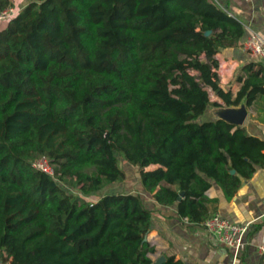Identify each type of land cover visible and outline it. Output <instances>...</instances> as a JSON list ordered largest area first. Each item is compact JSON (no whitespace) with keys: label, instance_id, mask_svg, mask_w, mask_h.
I'll return each instance as SVG.
<instances>
[{"label":"trees","instance_id":"trees-1","mask_svg":"<svg viewBox=\"0 0 264 264\" xmlns=\"http://www.w3.org/2000/svg\"><path fill=\"white\" fill-rule=\"evenodd\" d=\"M5 22L0 264H152L153 210L140 194L89 200L65 187L90 195L124 179L118 153L193 223L214 213L213 181L230 199L264 166V138L201 119L210 106L264 97L262 61L243 66L236 95L221 86L216 55L239 44L245 24L215 0H28ZM41 154L58 178L33 166Z\"/></svg>","mask_w":264,"mask_h":264},{"label":"crops","instance_id":"crops-1","mask_svg":"<svg viewBox=\"0 0 264 264\" xmlns=\"http://www.w3.org/2000/svg\"><path fill=\"white\" fill-rule=\"evenodd\" d=\"M222 8L244 21L245 34L239 44L223 47L217 53L219 59L218 74L220 84L231 90L234 95L241 86L237 76L243 72V66L250 61H262L244 46V40L252 31H258L264 37V0H215ZM22 9L28 0H12ZM264 63V61H262ZM212 100L223 99L210 90ZM249 106V114L242 126L251 134L264 138V97H259ZM151 164L147 168H154ZM142 196L145 204L153 210V224L147 237L155 252V260L160 255H174L184 264H263V255L258 245L264 242V166H258L250 178L243 179L234 196L227 199L220 185L213 181L206 190L211 198L213 212H219L231 220L249 224L246 243L238 251L218 240L203 223L190 222L188 217L178 212V202L163 203L154 193L142 187L128 190ZM107 193V192H106Z\"/></svg>","mask_w":264,"mask_h":264},{"label":"built area","instance_id":"built-area-1","mask_svg":"<svg viewBox=\"0 0 264 264\" xmlns=\"http://www.w3.org/2000/svg\"><path fill=\"white\" fill-rule=\"evenodd\" d=\"M20 11L21 9L14 4L0 9V26L8 19L16 16ZM244 46L254 56L264 61V37L258 31H252L248 34L244 40ZM32 164L35 168L58 178L55 164L48 155L41 154L35 157ZM61 183L63 182L61 181ZM203 224L219 241L231 246L236 251L246 243L245 238L249 224L235 222L219 212L211 214L203 221ZM258 251L260 254H264V242L258 245Z\"/></svg>","mask_w":264,"mask_h":264},{"label":"rangeland","instance_id":"rangeland-1","mask_svg":"<svg viewBox=\"0 0 264 264\" xmlns=\"http://www.w3.org/2000/svg\"><path fill=\"white\" fill-rule=\"evenodd\" d=\"M5 24L6 22H4L1 25V27H3ZM207 118L208 116L206 113L203 114L201 117V119H207ZM118 157H119V163L121 167L126 172V177L124 179L109 183L106 186H104L102 189H100L99 191L92 193L90 195H85L77 187L69 186L67 184H65V187L69 190V192H72L76 195L87 197L89 200H95L106 192H121V191L127 192L128 190L136 191L138 190L139 183L143 187V184L140 179L139 166L128 161L127 159L122 157L119 153H118ZM1 264H5V263L1 262Z\"/></svg>","mask_w":264,"mask_h":264},{"label":"water","instance_id":"water-1","mask_svg":"<svg viewBox=\"0 0 264 264\" xmlns=\"http://www.w3.org/2000/svg\"><path fill=\"white\" fill-rule=\"evenodd\" d=\"M221 86L226 89L224 84ZM206 114L209 119L219 120L223 119L228 121L229 123L233 124L234 126L243 125L245 122L248 114H249V106L247 99L244 98L239 104L234 105H213L209 107L206 111ZM235 172V169H232ZM184 194V191H181V195L178 199H181V196ZM146 239L148 237L146 236ZM166 260L165 255L158 256L152 264H161L163 261Z\"/></svg>","mask_w":264,"mask_h":264}]
</instances>
